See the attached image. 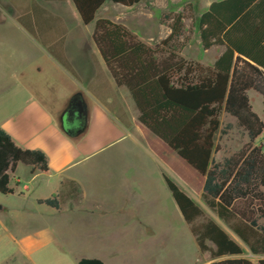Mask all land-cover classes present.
Segmentation results:
<instances>
[{
    "label": "trees",
    "instance_id": "16d2710c",
    "mask_svg": "<svg viewBox=\"0 0 264 264\" xmlns=\"http://www.w3.org/2000/svg\"><path fill=\"white\" fill-rule=\"evenodd\" d=\"M106 1L131 7L142 0H71L83 25L95 20ZM168 18L170 33L153 47L122 24L105 18L94 21L91 39L115 84L129 93L138 122L203 177L204 204L236 238L213 220L199 222L204 218L201 208L162 174L199 251L214 259L238 257L213 264H264V225L258 222L264 219V153L255 145L264 130V121L253 111L247 95L248 91L258 94L264 108V0H221L200 14L196 28L201 48L224 47L212 66L171 54L170 44L183 33V17L175 14ZM48 52L68 68L56 50L49 48ZM163 52L166 56L158 59ZM222 113L235 119L247 142L221 162H215L214 138ZM61 128L66 134L64 123ZM229 129L227 125L220 133L226 134ZM18 164L30 167L32 172L49 171L42 151L17 146L0 128L1 194L13 193L9 184ZM59 195L37 203L58 209ZM246 253L259 259L253 262L241 257ZM77 264L104 263L82 258Z\"/></svg>",
    "mask_w": 264,
    "mask_h": 264
},
{
    "label": "rangeland",
    "instance_id": "374dc122",
    "mask_svg": "<svg viewBox=\"0 0 264 264\" xmlns=\"http://www.w3.org/2000/svg\"><path fill=\"white\" fill-rule=\"evenodd\" d=\"M200 12V0H142L132 7L109 2L98 17L122 24L140 40L152 38L150 46L153 47L167 37L171 22L168 17L180 14L183 33L170 44L171 54L210 66L214 58L212 52L204 51L198 44L196 20ZM165 56L163 52L157 58ZM38 59L37 50L27 44L22 34L10 24L0 26V124L23 101L21 76H32L28 73L31 68L28 63ZM41 76L47 78L46 74ZM14 92L18 93L12 94ZM248 97L253 111L264 121L261 97L255 92ZM52 101L56 99L52 97ZM219 121L212 154L215 162H221L247 142L235 119L222 113ZM227 125L230 129L221 134L220 130ZM139 138L141 146H134L129 140L119 141L92 154L71 172L78 181L75 186L82 187L84 197L72 211L64 207L56 212L38 204L36 199L51 198L58 189L56 179L41 174L34 180L28 166L20 164L15 178H20L21 183L9 184L12 194L0 193V264H77L82 258L101 257L107 264H144L146 257L152 258V264H169L172 259L191 258L197 244L162 174L185 187L189 197L204 212L199 222L213 220L236 239L204 204L200 184L185 183L179 177L182 168L176 154L152 135L148 136L150 142L143 134L139 133ZM255 145L264 153V130ZM24 183H28V191L22 190ZM78 197L81 198V194ZM131 204L136 207L129 209ZM258 222L264 225V219ZM144 235L155 239L152 251L148 249L146 256L144 248H138L147 244Z\"/></svg>",
    "mask_w": 264,
    "mask_h": 264
},
{
    "label": "crops",
    "instance_id": "0c3cea01",
    "mask_svg": "<svg viewBox=\"0 0 264 264\" xmlns=\"http://www.w3.org/2000/svg\"><path fill=\"white\" fill-rule=\"evenodd\" d=\"M218 1L221 0H200V14L206 11L211 3ZM106 2L95 14V20L99 18L98 13L109 3V1ZM0 18L3 19L0 26L10 24L26 38L28 45L37 50L39 56L36 62L28 63V66H31L28 73L30 72L32 76L27 78L21 76L19 84L23 101L0 124V128L10 135L17 146L23 149L40 150L45 154L49 167L48 173L30 171L29 175L34 180L41 174L56 179L58 189L52 197L59 193L60 204L54 211L59 212L64 207L70 211L75 210L81 201H84L82 187H76L67 182L61 185L65 180L78 184L71 175L72 171L92 154L105 147H111L124 140H129L134 146H141L139 133L143 134L149 142L148 136L154 135L138 122V112L133 101L129 99V93L125 88L115 84L98 48L92 41L95 20L88 25H83L71 0H0ZM169 33L168 28L165 37ZM150 40L152 38H141V41L149 46ZM198 44L200 45L199 37ZM49 48L56 50L63 57L68 68L48 52ZM204 51L212 52L214 57L210 65L212 66L216 58L224 51V47L213 46ZM42 74H46L47 78L42 77ZM18 92L12 94L16 95ZM251 92L253 91H248L247 95L249 96ZM52 97L56 99V103L52 101ZM74 97L79 98L85 105V121L80 133L69 136L62 131L61 125L64 123V115L70 101ZM54 104L55 108L52 107ZM154 138L160 141L157 137L154 136ZM161 143L166 146L163 142ZM87 146L91 148L87 149ZM178 165L182 168L179 173L182 181L196 182L200 184L202 190L203 177L179 157ZM19 166L20 164L11 174L10 185L14 183L17 186L22 181L20 178H15ZM184 166L191 170L185 169ZM27 168L31 170L30 167ZM177 185L187 194L185 187L178 183ZM22 190L28 191V183L23 184ZM73 194L76 196L72 197ZM78 194H81V198ZM135 207V204L129 205V209ZM143 240L147 244L140 245L138 248L143 247L146 256L148 249L152 251V243L155 239L144 235ZM195 246L191 258L185 257L181 261L172 259L169 264H213L223 259L238 258L225 256L214 259L207 253L200 252L197 245ZM241 257L253 262L259 259L249 253ZM132 258L136 263V259ZM88 259H99L107 264L104 257ZM151 259L146 257L144 264H152Z\"/></svg>",
    "mask_w": 264,
    "mask_h": 264
},
{
    "label": "flooded vegetation",
    "instance_id": "af4514ba",
    "mask_svg": "<svg viewBox=\"0 0 264 264\" xmlns=\"http://www.w3.org/2000/svg\"><path fill=\"white\" fill-rule=\"evenodd\" d=\"M80 99L76 98L75 102H78ZM75 110V106H70L67 109V112L64 115V123L71 127V129H77L84 124L85 117L80 116ZM73 112V113H72Z\"/></svg>",
    "mask_w": 264,
    "mask_h": 264
},
{
    "label": "water",
    "instance_id": "95a60500",
    "mask_svg": "<svg viewBox=\"0 0 264 264\" xmlns=\"http://www.w3.org/2000/svg\"><path fill=\"white\" fill-rule=\"evenodd\" d=\"M76 98L77 97H74L70 101L69 107L70 106H75V110L74 111H76L80 116H84L85 117V105H84V103L81 100H79L78 102H75V99ZM69 107L67 109H69ZM82 130H83V125L81 127L77 128V129H75L74 131L67 129L66 134L69 135V136H71L73 134L80 133Z\"/></svg>",
    "mask_w": 264,
    "mask_h": 264
}]
</instances>
